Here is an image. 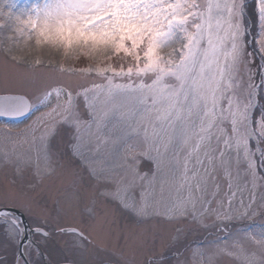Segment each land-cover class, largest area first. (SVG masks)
<instances>
[{"label":"snow or ice","instance_id":"snow-or-ice-1","mask_svg":"<svg viewBox=\"0 0 264 264\" xmlns=\"http://www.w3.org/2000/svg\"><path fill=\"white\" fill-rule=\"evenodd\" d=\"M252 3L254 34L248 0L0 3V51L14 64L33 43L62 54L0 86V119L29 118L15 137L3 126L0 166L67 180L31 236L26 214L0 208V239L24 249L8 264H55L42 244L78 264L95 247L80 225L121 218L168 230L183 264H264V0ZM213 230L214 242L190 240Z\"/></svg>","mask_w":264,"mask_h":264},{"label":"rangeland","instance_id":"rangeland-1","mask_svg":"<svg viewBox=\"0 0 264 264\" xmlns=\"http://www.w3.org/2000/svg\"><path fill=\"white\" fill-rule=\"evenodd\" d=\"M250 1L252 0H249V2ZM35 2L36 0H15V5L17 7L13 10L19 12L33 5ZM0 3L10 4L11 0H0ZM247 15L248 13L246 14V22L251 30V34H254L256 32V15L254 6L250 10L249 15L251 16L247 18ZM251 34L249 38V49L251 52H255V45L252 43ZM6 42L7 41H5V43ZM16 55L23 57V63L20 65L14 64L3 51H0V86H2L5 82L15 85L17 82L30 76L31 73L28 71L25 64L27 62L34 61L37 57L42 58L44 61H51L52 63H56L57 60L62 58L61 53L47 48H37L34 43L29 47L23 48V51L17 53ZM256 55H258L257 60H259V54L257 53ZM27 119L29 118L19 122L13 120H0V131L3 130L4 125H8L12 129L11 135L14 137L18 136L23 131V127ZM9 148H11V145H9ZM2 151L3 141L2 138H0V154H2ZM66 185V179L63 182L59 179L55 181L45 180V182L41 184L37 182L36 177L31 175L30 170L24 171L23 174H17L12 167L0 166V207H14L22 214H26V219L32 221V224L38 223L40 219L45 218V213L48 214V218L55 215L54 201ZM67 211L71 213L74 209L69 207ZM126 223L130 225L131 222H126L123 218H121L115 227H99L95 231H92L94 234L89 235H97L101 229L105 231H103L100 236L118 235L115 231H118L119 229L117 226H125ZM80 226L88 233L89 230L86 224ZM124 230L127 231L125 235L129 238L128 245L130 246V253H134V256L141 254L144 255L146 259L147 256L165 254L164 262L168 264H183V261L187 258L186 252L179 257L176 255L177 252H181L183 250V245H178L177 247L168 246V230L166 229L148 226L145 228L124 227ZM220 235L222 234L213 230L212 235L200 233L199 235L190 237V240L194 239L206 245L217 240ZM149 236H151V239ZM152 238L154 240H152ZM113 240H116V238H110L108 242ZM13 250V246L8 245L5 241L0 239V257L8 256L9 252ZM95 250L96 249H94V247H89L82 253H85L86 251L91 253ZM161 257L163 258V256H159L156 260H160Z\"/></svg>","mask_w":264,"mask_h":264},{"label":"flooded vegetation","instance_id":"flooded-vegetation-1","mask_svg":"<svg viewBox=\"0 0 264 264\" xmlns=\"http://www.w3.org/2000/svg\"><path fill=\"white\" fill-rule=\"evenodd\" d=\"M17 218V217H16ZM19 219V218H17ZM26 224L29 226V232L28 235L31 236V226L32 221L26 219ZM81 227V226H80ZM125 226H117L118 231L115 230L118 235H101L100 234L105 230H100L99 234L97 235H91L90 239L92 241V245H94V249H96L94 252H88L81 253L78 259V264H168L165 261L164 255H151L147 256L145 259L144 255H138L134 256V253H130V246L128 245V236L125 235L127 231L124 230ZM82 228V227H81ZM109 228H111L109 226ZM85 231V230H84ZM113 231V230H110ZM87 233V231H85ZM115 232V233H116ZM88 234H94L93 232ZM150 234V233H149ZM151 239V236H149ZM93 238V239H92ZM112 238H116V240L109 241L108 240ZM97 240V241H96ZM152 240H154L152 238ZM98 242V243H97ZM14 250L9 252L7 257V261L5 264H8L14 257L19 258L20 252H22L24 249L23 247L19 246V242L17 243V246H13ZM42 251L46 253H51V261H54L55 264H63V261L67 257L69 261H72L74 259L73 253L69 251L61 252L59 249L55 247V245H41ZM100 249H103V251H100ZM159 256H163V259L156 260V258H159ZM3 258V257H0ZM32 264H43V261H37L35 256H33ZM51 264V262H50ZM175 264V263H172Z\"/></svg>","mask_w":264,"mask_h":264},{"label":"water","instance_id":"water-1","mask_svg":"<svg viewBox=\"0 0 264 264\" xmlns=\"http://www.w3.org/2000/svg\"><path fill=\"white\" fill-rule=\"evenodd\" d=\"M1 120H2V119H1ZM6 120H8V119H6ZM9 120L18 121V120H21V119H9ZM11 209L16 210L15 208H11ZM14 214H15V216H17L18 218H20V216L22 215V213L19 212V210H16V211L14 212ZM25 221H26V219H25ZM25 224H26V222H25ZM26 226H28V225L26 224Z\"/></svg>","mask_w":264,"mask_h":264},{"label":"trees","instance_id":"trees-1","mask_svg":"<svg viewBox=\"0 0 264 264\" xmlns=\"http://www.w3.org/2000/svg\"><path fill=\"white\" fill-rule=\"evenodd\" d=\"M249 4V10H248V15H247V18H249V16H251V15H249L250 14V10H251V8H253V3H252V1L250 2V3H248Z\"/></svg>","mask_w":264,"mask_h":264}]
</instances>
